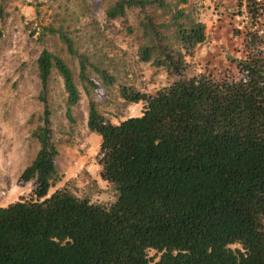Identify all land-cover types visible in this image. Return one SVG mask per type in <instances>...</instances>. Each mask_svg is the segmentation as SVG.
I'll list each match as a JSON object with an SVG mask.
<instances>
[{
	"label": "trees",
	"instance_id": "obj_1",
	"mask_svg": "<svg viewBox=\"0 0 264 264\" xmlns=\"http://www.w3.org/2000/svg\"><path fill=\"white\" fill-rule=\"evenodd\" d=\"M177 4L116 0L106 12L125 21L135 10L149 38L143 61L174 78L154 94L120 86L124 101L144 107L117 124L88 105L87 127L100 137L99 176L115 199L95 202L66 188L49 194L59 152L44 116L33 134L39 150L19 179L32 182L31 196L0 208V264H264V30L256 28L264 24V0H247L246 31L236 30L243 57L229 58L231 68L219 76L187 73L184 57L205 42V25ZM158 12L169 18L157 21ZM166 28L180 50L162 44ZM61 38L79 60V81L98 89L87 59ZM37 68L41 93L53 69L62 78L72 122L80 100L72 70L47 50Z\"/></svg>",
	"mask_w": 264,
	"mask_h": 264
},
{
	"label": "rangeland",
	"instance_id": "obj_2",
	"mask_svg": "<svg viewBox=\"0 0 264 264\" xmlns=\"http://www.w3.org/2000/svg\"><path fill=\"white\" fill-rule=\"evenodd\" d=\"M115 1L0 0V208L31 196L32 182L22 184L19 179L39 150L33 134L43 124L44 116L59 152L55 160L59 180L49 194L66 188L79 198L95 202L111 203L115 199L114 190L99 176L100 137L87 127L88 105L93 102L100 114L117 124L140 116L144 107L143 103L124 101L120 86L154 94L174 80L153 59L143 61L142 50L149 45V38L135 10L127 11L125 21L106 17ZM165 1L172 6L179 2ZM177 5L190 19L205 25V42L191 56L184 57L187 73L219 76L229 71V58L243 57V34L236 30L246 31V8L235 22L232 18L239 14L233 12L238 10L228 5L222 17L227 22H216L219 11L211 0H187ZM158 14L157 21L169 18ZM256 28L264 30V24ZM159 31L168 50H180L171 29ZM61 36L71 42L74 52L87 59V76L98 84V89L79 81V60L68 52ZM42 50L60 57L73 72L80 100L72 108V122L66 118L67 97L55 69L41 93L37 59ZM94 68L106 72L114 84L105 85Z\"/></svg>",
	"mask_w": 264,
	"mask_h": 264
},
{
	"label": "crops",
	"instance_id": "obj_3",
	"mask_svg": "<svg viewBox=\"0 0 264 264\" xmlns=\"http://www.w3.org/2000/svg\"><path fill=\"white\" fill-rule=\"evenodd\" d=\"M212 1V5H216L214 6V8H217L218 11H219V17H216V22H227L226 20H223L222 17H223V12L227 9L228 5H231V6H235L236 9L238 10V12H233V14H239L237 17L234 16L232 18L233 21H238V17L242 16V12H243V9L246 8V3H247V0H211ZM212 7V6H211ZM212 7V9H214ZM212 17H215V14L212 15ZM245 21V20H244ZM211 22H215V20H212Z\"/></svg>",
	"mask_w": 264,
	"mask_h": 264
}]
</instances>
